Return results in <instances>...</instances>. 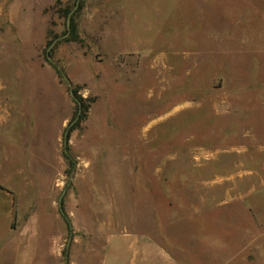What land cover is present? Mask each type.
<instances>
[{
	"label": "rangeland",
	"instance_id": "obj_1",
	"mask_svg": "<svg viewBox=\"0 0 264 264\" xmlns=\"http://www.w3.org/2000/svg\"><path fill=\"white\" fill-rule=\"evenodd\" d=\"M237 1L0 0V141L30 149L20 210L67 218L61 263L153 229L178 262L264 264V18Z\"/></svg>",
	"mask_w": 264,
	"mask_h": 264
},
{
	"label": "crops",
	"instance_id": "obj_2",
	"mask_svg": "<svg viewBox=\"0 0 264 264\" xmlns=\"http://www.w3.org/2000/svg\"><path fill=\"white\" fill-rule=\"evenodd\" d=\"M238 3L237 14L231 17L237 26L248 25L249 18L263 20L264 0H239ZM2 112L0 106L1 127L9 124ZM29 152L27 145L20 148L10 144L7 148L0 141V264H66L65 256L61 263L67 234V218L63 213L36 210L35 201L30 202L26 211L19 208L20 188L21 195L26 193L29 198L35 197L34 168L26 161ZM21 158L22 165L19 164ZM18 175L21 177L19 181ZM154 223L162 226L158 221ZM131 232L134 231L109 237L101 264H188L174 260L168 250L170 243H166L167 246L157 244L158 231ZM157 254L160 260L154 258Z\"/></svg>",
	"mask_w": 264,
	"mask_h": 264
},
{
	"label": "trees",
	"instance_id": "obj_3",
	"mask_svg": "<svg viewBox=\"0 0 264 264\" xmlns=\"http://www.w3.org/2000/svg\"><path fill=\"white\" fill-rule=\"evenodd\" d=\"M58 75H60V79L63 78V73L61 71L58 70ZM77 92H73V102L75 105V112L73 115V120L75 121V127L78 126V124H80L83 120L86 119V113L87 110L89 109L90 105L93 103V100L91 99H86L83 100L80 96L76 95ZM73 122V121H72ZM75 128L72 126H68L65 130V134L63 137V144L66 147L67 146V141L69 138V135L71 133V131H73Z\"/></svg>",
	"mask_w": 264,
	"mask_h": 264
},
{
	"label": "water",
	"instance_id": "obj_4",
	"mask_svg": "<svg viewBox=\"0 0 264 264\" xmlns=\"http://www.w3.org/2000/svg\"><path fill=\"white\" fill-rule=\"evenodd\" d=\"M79 0H77V2H78ZM72 13V12H71ZM67 25H68V23H67ZM56 41L57 40H55V41H53L51 44H50V46H49V48H48V50H47V59L48 60H50V57H49V51L52 49V47L54 46V44L56 43ZM63 194H64V192H63ZM62 194V195H63ZM60 201H61V197L59 198V205H60Z\"/></svg>",
	"mask_w": 264,
	"mask_h": 264
}]
</instances>
